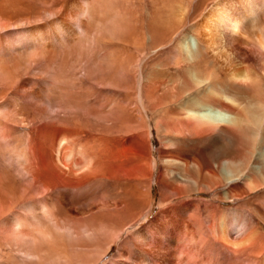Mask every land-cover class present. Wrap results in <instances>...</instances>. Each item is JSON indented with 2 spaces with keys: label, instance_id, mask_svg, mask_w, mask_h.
<instances>
[{
  "label": "rangeland",
  "instance_id": "1",
  "mask_svg": "<svg viewBox=\"0 0 264 264\" xmlns=\"http://www.w3.org/2000/svg\"><path fill=\"white\" fill-rule=\"evenodd\" d=\"M218 4L257 37L264 0H0V264H264L260 190L231 198L238 181L191 166L240 139L193 143L154 100Z\"/></svg>",
  "mask_w": 264,
  "mask_h": 264
},
{
  "label": "bare ground",
  "instance_id": "2",
  "mask_svg": "<svg viewBox=\"0 0 264 264\" xmlns=\"http://www.w3.org/2000/svg\"><path fill=\"white\" fill-rule=\"evenodd\" d=\"M220 7V4L215 7L219 9L216 16L221 15L219 20L217 18L215 24L205 23L201 28L206 35L204 38L186 36L180 42L175 68H172L176 74L170 78L167 74L172 83L169 93L155 96L154 100H169V107L177 106L184 111L187 119L172 125L170 131L177 129L193 143H208L226 136L240 139L238 148L220 152L213 162L206 160L204 152H199L191 166L198 176L206 168L215 167L223 172L222 183L238 181L227 194L231 198L239 199L257 189L260 190L259 199L264 197V26L258 29V34L254 31L257 35L252 37L254 40L244 41L239 36L242 25L234 17L220 14ZM174 27L163 22L149 23L148 31L162 40L165 34L174 31ZM165 79L157 76L148 92L158 95ZM168 142L174 147L177 141L173 138ZM164 159L171 166H182L179 159ZM170 171L175 178L174 170ZM216 184L218 182L212 186ZM240 189L241 192H236ZM256 210L264 218V209ZM13 226L20 230L23 224L16 219Z\"/></svg>",
  "mask_w": 264,
  "mask_h": 264
}]
</instances>
